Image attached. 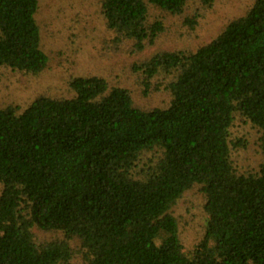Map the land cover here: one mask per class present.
Returning <instances> with one entry per match:
<instances>
[{"label": "trees", "instance_id": "1", "mask_svg": "<svg viewBox=\"0 0 264 264\" xmlns=\"http://www.w3.org/2000/svg\"><path fill=\"white\" fill-rule=\"evenodd\" d=\"M196 2L189 30L214 0H100L102 58L142 54ZM39 9L0 0V68L49 67ZM128 73L168 101L148 107L114 78L81 75L70 97L0 107V264H264V0L210 41ZM237 120L259 132L255 170L234 163L246 146L231 135ZM193 191L205 218L186 249L174 211Z\"/></svg>", "mask_w": 264, "mask_h": 264}, {"label": "rangeland", "instance_id": "2", "mask_svg": "<svg viewBox=\"0 0 264 264\" xmlns=\"http://www.w3.org/2000/svg\"><path fill=\"white\" fill-rule=\"evenodd\" d=\"M253 0H214L213 6L203 12L194 30L183 24L199 5L187 8L181 17L165 19L167 30L157 43L142 54L132 57L126 52L116 59L102 58L100 46L107 37L106 27L100 14V0H40L38 21L41 24L44 51H50L49 67L38 75H24L7 68H0V107L17 106L19 112L28 107L37 96L70 97L73 95L69 81L81 75H103L131 87L136 92L140 104L153 107L168 101L164 93L151 96L142 95L134 76L128 73L130 63L147 58L160 50L194 49L216 36L232 18L242 15ZM154 16L159 13L150 10ZM233 138L246 142L233 154V160L240 171L257 169L260 161L258 147L259 132L250 124L237 120L232 129ZM201 197L190 192L177 204L179 235L186 249L197 239L204 223ZM72 264H79L73 261Z\"/></svg>", "mask_w": 264, "mask_h": 264}]
</instances>
